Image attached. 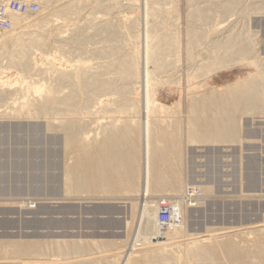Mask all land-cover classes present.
Wrapping results in <instances>:
<instances>
[{
  "label": "bare ground",
  "instance_id": "6f19581e",
  "mask_svg": "<svg viewBox=\"0 0 264 264\" xmlns=\"http://www.w3.org/2000/svg\"><path fill=\"white\" fill-rule=\"evenodd\" d=\"M6 1L7 0H0V2ZM151 1L157 3L156 1L159 0H144L145 6H148ZM73 2L74 0H41L44 7H50L53 10V18L57 17V19L60 16L61 18H66L68 15L72 14V12L74 13L75 10L73 7L76 9L79 2H75L76 6H73ZM84 2L86 3V1ZM84 2H82L83 4L81 2L79 3V5H82L80 7L84 6ZM105 2L106 3H103L102 0L94 1V9L96 10L97 8L98 11L99 9H103L105 10L104 12H106V10L118 11L122 7L119 0H105ZM189 2L190 4L185 16L186 25L184 27V32H182L181 27L174 26L176 29H174L175 31L173 33V30H171L172 34H169L170 31L169 33H166L164 31L168 27L163 29V31L162 28L164 26H160L161 24L157 26L155 23L156 21L154 22L152 19L151 25H149L148 21L145 19L149 14L148 12L145 13L144 48L142 47V51L140 50V46L137 45V37H134L133 35L134 41H128L121 35L122 32L119 31L120 28L114 25L111 21L100 20V17L96 18L93 15V17H91L92 19H89L88 21L89 27L87 24L85 25L87 26V29L90 28L91 30V32L89 31L90 35H87V37L83 36L85 33L83 32L84 30L74 27V31H72V29V32L70 31L71 35L65 33L64 35L66 36H64L63 31L65 30L61 31L60 29H57L58 27L56 28L58 31L55 28L52 29V27H50L51 23L48 26L50 21L48 20L49 16L47 19L40 10L33 14L17 15L10 13L8 15L10 28L9 30L2 32L3 34L0 36V69H3V66L5 68L15 69V72L18 75L17 78L21 83L15 81V83L12 84L8 79L3 80L7 72H0V101L6 97L11 98V96L18 95L19 97L16 96L17 99H15L20 101L17 102L15 99L13 100L16 101L13 102V104L17 103L18 105L15 106L14 104V107L10 105L14 109L18 107L17 110H14L15 113L12 114H15V116H18L20 119H42L46 122V131H55L56 129H59L58 131L62 132L61 141L64 152H68L69 154L77 152L78 155L83 157L82 159H78L77 155L76 158L78 160L75 164L64 167V195H109L110 197L113 194H135L137 196H144L149 194L150 188H152L153 185L157 190H160H158L159 192L166 191L177 193L179 189H181L179 185L180 172H178L177 166H174V162L181 157V147L180 144H178L180 142L178 137L181 132L180 130H170L168 127L163 126V123H160V125L155 124L156 122L153 123L152 121H156L157 119L154 120L152 118L153 113L150 111L151 105H154V108L158 106L156 108H159V112L164 115H167V112L173 110L174 106H176L175 109L179 110V114L181 113L182 119H180V122L182 124L185 123L186 126L185 135L191 144H217L218 142H223V145L225 142L226 144L227 142L232 143L233 140L237 139L236 135L238 134V129L235 123L237 120H234V117H232L233 114L235 115L234 112H236V115H239L237 114L238 111L242 112L248 110L250 112H258L263 110L262 113L260 112L263 115L264 57H261L262 53L259 54L260 52L256 49L258 45V34L251 29L252 22H250V17L251 15L254 17L253 15L264 14V0H257L256 3L252 2L249 4H247V0H189ZM159 3L161 4V2ZM159 3H157L158 7L160 5ZM79 12L80 11L78 10L76 14H79ZM159 14L161 15L162 13ZM95 15L97 16V12ZM160 15L158 17H160ZM105 16L106 15H104V17ZM175 16L176 15L173 17ZM104 17L101 16V18ZM160 20H163V18ZM54 21L56 24L59 22H57L56 19H54ZM54 21L52 25H54ZM61 21L62 23H66L63 19ZM73 21H75V19L72 18V22ZM135 22L136 21L128 22L129 24L124 26H126V29L131 32L133 28L137 27ZM162 23H165L164 20ZM61 28L64 27L61 26ZM53 30H56V33H54ZM126 33L127 32L125 31V34ZM128 35L126 34L127 38L129 37ZM98 36L101 38L97 40H102L101 43L98 41L101 46L102 43H104V40L110 45L106 48H102V50L100 48L93 50V53L97 54L98 59L101 58V61L98 60L93 66L89 65L90 68L77 65L79 62L76 60L77 64L73 61L75 67L67 70L66 68L64 70L60 68L54 69L51 68L52 65L49 69H44L39 67L40 65H37L34 58L38 52L44 56L52 43L58 44L59 47L65 46L72 49L73 46H82V44H84V38L95 40V37ZM50 39H52V42H50ZM87 43L88 42L86 41L85 44ZM96 46L99 47V45ZM55 48L58 49V46L56 45ZM120 48H123L122 50L127 48V50L123 53V51L119 50ZM88 50L92 51V48ZM117 50L120 51L119 54L122 53V55L109 59L108 57L110 55L113 56ZM77 55L75 54V56ZM52 59L53 58H51V60ZM96 59L97 58H95V61H97ZM39 60L41 61L40 58ZM91 60L94 59L91 58ZM2 61H5L6 64L3 65ZM69 61L70 60H68V62ZM56 62L59 61L57 60ZM71 63H68V65ZM239 63L242 65L243 63L246 65L248 64L251 65V67L253 66L256 68V74L252 80L249 78L250 80L246 79L244 84L242 83L244 81H242L239 82L242 84L235 83L236 85L208 88L209 81L213 75L220 71H225L226 69L230 70L235 64H238L239 66ZM80 65H82V63ZM26 80L28 81L26 82ZM17 84H20L19 86L22 87H19L18 89ZM13 85H16V88ZM172 88L179 94V100L176 104L170 108L169 106H164L158 103L155 99L158 90H171ZM222 89H224L226 93L229 92V96L223 97L221 95L222 93H220ZM235 89H238V92L232 93ZM183 93H185L187 98L185 115L180 112V110L182 111ZM127 108L134 109L133 111L137 108L138 112L136 120H138V128H133L130 125H127V122L126 125H124V120L121 121L120 119V121H114L113 118L112 120L116 122V128L120 126L118 125L119 123L121 124V128L116 129L114 123H112L113 121L111 122L108 120L114 127L105 123L107 127L106 129H103L105 127L100 128L101 126L99 125V130H102L95 132V134L92 135L91 133H94V131L98 129L95 128L94 131H87L88 128L85 127L87 126L85 125L87 122L84 123L82 120L85 117L90 118V115L92 117L94 116V118L102 115V118L100 119H104V115H107V117H111V115L112 117L119 116L118 113L121 114V109L128 112ZM154 108H152V112H156V109L153 111ZM129 112L132 111L129 110ZM114 113L118 115H115ZM128 113L125 114L127 115ZM133 113L134 112H132V114ZM246 113L247 117L248 112ZM161 114L160 117L162 120H159L165 122L166 118ZM3 115L7 118V114ZM123 115L121 114L122 117ZM134 115H136V111ZM15 116L12 115L11 117L14 118ZM59 118L60 123H56L59 124L58 128L54 122H59ZM131 120L128 119L129 122H131ZM87 124H90V122ZM92 125L94 126L93 123ZM96 125L98 124L96 123ZM83 126L86 131H84ZM3 138L1 139L4 141L5 139ZM48 140L51 143H57L60 138L52 137ZM155 141L161 145H154ZM5 142H0L2 143L0 145L8 144ZM42 152L43 153L38 158H43L44 162L40 163L41 160H39V163L45 164L47 168L51 164L46 158H49L51 154H54V151L46 148ZM2 153L0 154L4 155V152ZM4 156H6V154ZM20 158L22 157L20 156ZM23 158L26 159L24 160ZM23 158L22 160L24 162L19 159L21 163H18L19 166H23V168L28 167L30 170V167L32 166L30 163L32 161L34 162V160H29L30 157L28 160L27 157ZM206 162L207 163H204L207 165L208 161ZM9 163L12 164V162ZM8 166L10 167V165ZM3 167H5V165ZM15 168L17 169V167ZM33 168L31 167V169ZM212 171H214V169ZM197 176H195L197 179L193 177L187 181V186L198 187V189L204 193L210 192L213 187L208 185L207 181H204V177L202 180L199 175ZM188 190L192 191V196L196 199L189 201L186 200L187 191L184 193L183 190L178 198L179 201L181 200L180 203L188 205L199 203V200L202 199L200 192L194 189ZM195 191L198 192V195H196L197 193H195ZM183 195L184 201H182ZM92 197L94 198V196ZM102 202L104 201H101L100 205H102ZM112 203L116 205L115 202ZM180 203L176 202L169 204V206H172V214L176 217L177 223L171 230L162 234L164 238L159 240H146L144 244H140L139 246L137 245L141 238L140 229L142 228L145 231V228L141 227V219H146H143V217L147 211H152L153 214L154 211L157 213L159 210V203L158 208H154V206L149 205L147 202H144L143 204L141 203L139 204V209L135 215L134 211L129 209L126 214H128L130 222H127L126 227L127 230L133 227L136 233L135 238L133 237V241L131 240L129 251L124 255L121 264H264V224L261 226L246 228L244 230L219 233L218 235L210 234L207 238L199 239V237H194L196 236L195 234L184 235L187 231L183 225V204L181 205ZM125 211L126 210H124V213ZM119 213L120 211L117 214ZM150 216H152V214ZM125 220L127 221V219ZM154 221L157 222L156 220ZM110 223L111 225H117L118 222L114 223L107 220L103 225H109ZM142 223L145 225V221ZM144 231H142V234ZM99 233L101 234V231ZM184 236H189L191 239L189 241L187 240L188 242H186L185 247H183L181 256L182 261H179V258L176 259L174 256L170 255L168 248L171 246L179 247L180 243L176 242V240ZM234 238H238L239 240L236 241ZM166 241L173 242L167 244ZM99 243H101V241ZM113 244L114 243H112V246ZM92 245H94V242L91 246ZM91 246L86 244V242L80 243L74 241L71 243L64 241L62 243H8L0 245V259H6L7 257V259H14V261L20 260V263L15 264H39L41 262L43 264L44 261L47 260L45 256L50 253L58 255L57 257H63L61 259L62 263L59 264H118L117 255L104 256V254H102L103 256L101 255V257L99 255V257L97 256L96 258H85L89 255V252H91ZM97 247L98 246H96V248ZM101 250H103V247ZM135 251H137L138 254L132 256V252ZM106 254L108 253H105V255Z\"/></svg>",
  "mask_w": 264,
  "mask_h": 264
},
{
  "label": "rangeland",
  "instance_id": "374dc122",
  "mask_svg": "<svg viewBox=\"0 0 264 264\" xmlns=\"http://www.w3.org/2000/svg\"><path fill=\"white\" fill-rule=\"evenodd\" d=\"M30 1H34L36 3L39 2L38 3L39 10L44 14V16H46V18L49 16V19L47 18L48 20H50L48 26L51 23L50 27H52V29H54V28L56 29L57 27H58L57 29H60L61 31H63V30L66 31V29H67L66 32L63 31L64 32L63 35L65 33L66 34L69 33V35H71V33H70L71 29H72V31H74V28H80V29L84 30L83 32L86 33V34L84 33L83 36L87 37V35L89 36L90 32H91L90 28L87 29V26L89 27V24H88L89 19L91 20L92 19L91 17H93V16L96 18L100 17L99 18L100 20H109L114 25H116L118 28H120L119 31L122 32V33L121 32L120 33L122 36H124V38L126 40L134 41L133 35H134V37H137L138 38V39H136L137 45L140 46L141 51L144 48V40L143 39H144V33H145V28H144L145 19H146V21H148L149 25H151L152 21H154V22L156 21L155 23L157 26H159L161 24L160 26H162V27L164 26L162 28V30L166 29L168 27L165 31L163 30L166 33H169V31H170L169 34H172L175 31L174 29H176L174 26L181 27L182 32H184V27L186 25V18H185L186 11L188 10V6L190 4L189 0H177V2L179 4L176 2V0H167V1L166 0H161V1L159 0L156 2L157 3L161 2L162 5L159 3L161 6L159 5V7H158L157 3L152 2V1H151V3H149L148 6H145L144 0H137V1L136 0H119L120 5L122 7L118 11H116V10L107 11L106 10V12H104L105 10H103V9H102L103 11L100 9L98 11L97 8H96V10L94 9L95 7L93 5V2L96 0H74L73 6H76V3H78V2L82 3L84 1H86V3L84 2L83 7H80L82 5L81 4L79 5V3H78L76 9H75V7L72 6L73 9L75 10L74 13L72 12V14H70L71 16L68 15L67 17H69V18H67L66 16H64L66 18H63V17L61 18V16H60L58 18L59 19L58 20L57 17L53 18V16H54V15H52V14H54V13H52L53 10L50 7H46V6L44 7L41 3V0H30ZM102 1H103V3H106L105 0H102ZM252 2L256 3L257 0H247V4L252 3ZM152 3H154V4H152ZM155 5H157V6H155ZM81 8H83V9H81ZM91 8H92V12H91ZM157 8H159V9H157ZM146 9H147V11H146ZM78 10L80 12H79V14L77 13L78 14L77 15L76 12ZM162 11H164V12H162ZM96 12H97V16L95 15ZM147 12H148L150 17L148 16L145 18L144 16H145V13H147ZM159 13H162L163 15L162 14L160 15ZM177 14H178V16H177ZM104 15H106V16L104 17ZM159 15H160V17H158ZM174 15H176V16L173 17ZM74 16H77V17H74ZM101 16L104 18H101ZM253 16L254 17H252V15H251V17H250V22H252V24L251 23L250 24L252 25L251 29L254 32H257V34H258V37H257V42H258L257 44L258 45H257L256 49L258 52H260L259 54L262 53L261 57H264V50H263V48H264V46H263L264 45V26H263L264 25V14L253 15ZM129 17H131V18H129ZM72 18L75 19V21L72 22ZM162 18H163L165 23H162L163 20H160ZM54 19H56L57 22L58 21L59 22L56 24ZM60 19L65 20L66 23H62V21ZM99 19H97V20H99ZM151 19H152V21H151ZM175 19L177 20V22ZM52 20L54 21L55 26L52 25L53 24ZM127 20H128V22L136 21L135 23L137 24L136 25L137 27L133 28L131 30V32H129L126 29L127 24H129L127 22ZM124 22H125V24H124ZM69 23H71L72 25ZM180 23H182V24H180ZM86 24H87V26H85ZM124 25H126V26H124ZM61 26L64 28H61ZM65 27H67V28H65ZM69 27H70V29H69ZM124 29H126V30H124ZM56 30H53V32L56 33ZM171 30H173L172 33H171ZM125 31L127 32L126 33L127 35L129 34L128 38L125 34ZM2 34L3 33L0 32V36H2ZM64 36H66V35H64ZM67 38H68V36H67ZM95 38H94L95 40H93L91 38H84V44H82V46H80V47H76V46L74 47L73 46L72 49H69L68 47H65V46L59 47L58 44L52 43V44H50L49 48L47 49V51H46L47 53L44 54L45 57L42 56L43 54L41 55L40 52H38L37 55L34 56V58L37 62V65H40L39 67L44 68V69H49V67L52 65L51 68H54V69L60 68L63 70L66 68V70H67V69L75 67L74 64L75 63L77 64V61L79 62L77 65L86 66V67L90 68V66H93L94 63L98 62V60L101 61V58L98 59L97 54L95 53L96 54L95 55L93 53V50H96L99 48L102 50V48H104V47L106 48L110 45L109 43H107L103 39L104 43H102V46H101V44H99V42L101 43L102 40L101 41L97 40V39H100L101 37L98 36ZM139 38H140V41H139ZM131 39H133V40H131ZM86 41L88 42L87 44H85ZM50 42H52V39H50ZM105 42H106V44H105ZM56 45L58 46V49L55 48ZM83 45H85V46H83ZM90 45H92V46H90ZM96 45H99V47ZM63 47H65V48H63ZM89 47L92 48V51L88 50V49H91ZM122 49L123 48H120L119 50L123 51V53L127 50V48H125V50H122ZM76 51H77V53H76ZM117 51L115 54H113V56L108 55L109 57L108 56L107 57L109 59H113L117 56H121L122 53L119 54L120 51H118V52ZM59 54H61V55H59ZM67 54L72 55V56H69ZM75 54L76 55L78 54V55L75 56ZM57 55H58V57H57ZM60 57H62V58H60ZM71 57L73 58V60ZM39 58L41 59V61L39 60ZM51 58H53L55 60H53V59L51 60ZM81 58H82V60H81ZM91 58L94 60H91ZM95 58H97L96 59L97 61H95ZM79 59L81 60V62ZM57 60L59 62H56ZM68 60H70L72 63L70 61L68 62ZM2 62H3V65L6 64L5 61H2ZM45 63H46V65H45ZM68 63H71V64H69L70 67H69ZM81 63H82V65H80ZM72 65H74V66H72ZM235 66L233 68H230V70L226 69L225 71L223 70V71H220L217 74L213 75L211 80L209 81V87L208 88L217 87V86L224 87V86H229V85H236L235 83H239L242 81H244V82H242L244 84L246 82V79L251 78V80H252L255 77L256 68H254L253 66L251 67V65H248V64L246 65L244 63H243V65L240 64L239 66H238V64H235ZM2 71L7 72L5 74V77L3 78V80L8 79L10 82H12V84H14L15 81L21 83L20 80H18V78H17L18 75L15 72V69L5 68L3 66V69H0V72H2ZM252 75H253V77H252ZM27 81L28 80H26V82ZM40 83H43V82H40ZM40 83H39V85H40ZM211 83H212V85H211ZM242 83H239V84H242ZM19 85L20 84H17L18 89H19V87H22ZM21 85H23V84H21ZM13 86H15V88H16V85H13ZM24 88H25V84H24ZM237 90L238 89L233 90L232 93L238 92ZM220 93H222L221 95L223 97H227L230 94L229 92L226 93V91L224 89H222L220 91ZM178 95L179 94L177 93V91H174L173 88L171 90H169V89H165V90L162 89L161 90L160 89V90H158L157 95L155 96V99L157 100L158 103H160L164 106H169L171 108L179 100ZM16 96H18V95L11 96V98L6 97L5 99H2L0 101V135H1L0 136V142H5L6 140L9 141V142H7V141L5 142V143H8L6 145L4 144L5 146L0 145V153L4 152V155L6 154V156L2 155L3 153L0 154V158H1L0 166L3 164L0 167V218L12 220L13 222H15V226L0 229V245L1 244H8V243H28V242H47V243L48 242H58V243H62L63 241L67 242V243H69V242L71 243L74 241V242H80V243L86 242V244H89L91 246V244H93V242H94V245H92L93 247L91 246V248H90L91 252L93 254L91 252H89V255L86 256L85 258H92V257L96 258L97 256L99 257V255L101 257L102 254H104V256H115V255H117L118 264H121L122 260L124 258V255H126L129 251L131 240L133 241V239L135 238V233H136V231L133 229V227L131 229H128V230L126 227L127 222L128 221L130 222V220L128 219V214H126V213H128L129 209L130 210L132 209L134 211V215H135L139 209V204H141V203L143 204L144 202H147L149 205L154 206V208L155 207L158 208L159 201L161 202V201H170L171 200L172 203H176V202L180 203L181 200L179 201L178 198H179V195H181V193L183 192V190L185 193V191H187L188 189H194V190L198 189V187L195 188V186H187V181H189L193 177L196 178L195 176H197V175H199L201 177V179L204 177L205 178L204 181H207V184L211 185V187H213V188L212 189L210 188L211 189L210 192H205V193L201 192L198 189L197 191L200 192L202 199L199 200V203H197L195 205H188L185 203L184 204L180 203L181 205L183 204L182 205V210L184 212V219H183L184 224L183 225L185 226V229L187 231V233L184 235L195 234L196 236H194V237H199V239H203V238H207L210 234L211 235H213V234L218 235L219 233L221 234L224 232H234V231H238V230H244L246 228H252L254 226H261L264 224V132H263L264 131V119H263L264 118V112H263V115L261 114L263 110L258 111V112H252V111L250 112L248 110L247 111L245 110L242 112L238 111L237 114H239V115H236V112H234L235 115L233 114L232 117H234V120H237V122H235V123H236L237 129H238L237 130L238 134L236 135L237 139L232 141V143H234V144H232L231 142H227V144L225 142V144H223V145H222L223 142L222 143L218 142L217 144H219V145H217L215 143H213V144L212 143H201V144L200 143H198V144L193 143V144H191L185 135L186 126H185V123L182 124L180 122L181 121L180 119H182L181 113L179 114L178 113L179 110L175 109L176 106H174L173 110H169L167 112V115L166 114L164 115L163 113L161 114L159 112V108H156L158 106H156L154 108V105H151L150 111H151V113H153L152 118L154 120L157 119L156 121H152L153 123L156 122L155 124H157V125H160V123H163L162 125L168 127L170 130H172V129L175 131L180 130V132H181L179 137H178L180 140V142L178 140V142H179L178 144H180V147H181V151H180L181 157L176 162H174V166H177V170H178V172H180L179 173V180H180L179 185H180L181 189H179V191L177 193L166 192V191L165 192H159L160 190L158 189L159 190L158 191L157 188H155V186L153 185L152 188H150L149 194L144 195V196H142V195L137 196L135 194H127V195L126 194H113L110 196L111 198L109 197V195H105L106 197L104 195H100V196L99 195H97V196H95V195L66 196V195H64V190H63V183H64L63 182V170H64V167H66L67 165L75 164L78 159H82L83 157L81 155H78L77 152H74L71 154H69L68 152H64L62 141H61L62 132L61 131L59 132L58 131L59 129H56L55 131H46L45 130L46 129V127H45L46 122L44 120L39 119L40 120L39 121L38 119H33V120L27 119L28 120L27 121L24 118L20 119L18 116L16 117L15 114H12V113H15L14 110L18 109V107L15 109L11 107V106L14 107V104H15V106L18 105L17 103L13 104V102H16V101L19 102L20 101V100L19 101L16 100L17 99ZM182 96H183L182 97V106H181L182 111L180 110V112H182L185 115V113H186L185 107L187 106L186 105L187 104V98H186L185 93H183ZM14 99L16 101H13ZM7 103H8V105H7ZM10 108H12V109H10ZM152 108H154L153 111H155V109H156V112H152ZM122 109H125V108H122ZM122 109H121L122 115L125 113H128L129 110L134 112V113L132 114V112H129L131 114H129V113L127 115L125 114V115H123V117L121 116L120 113H118L119 116H113V117H112V115H111V117H109V116L107 117V115H104L103 116L104 119H100V118H102V115L97 116L96 118H94V116L92 117L90 115V118L85 117L82 120L84 123L90 122V124H87V123L85 124V125H87L85 127L89 129V130L87 129V131H90V130L94 131L95 128L98 129V130H95L94 133L91 131L92 133L91 132L90 133L92 135H94L95 132H99L102 130V129L99 130V125L101 126L100 128L105 127L103 129H106L107 126L105 123H107V125L110 124L109 121L112 122L113 118H114V121H118V120L120 121V119H121V121L124 120V125H126V122H127L128 123L127 125H130L133 128H138V123H137L138 120H136L137 119L136 118L137 112H138L137 108L135 109L136 115H134L135 114V111H133L134 109L127 108L128 112L123 111ZM122 112H124V113H122ZM246 112H248L247 117H246V115H247ZM3 114H5V115L7 114L8 119ZM8 114L11 116L14 115L16 118L15 117L12 118ZM114 114L118 115L116 113H114ZM160 114L162 116H165V118H166L165 122L160 121V120H162V118L160 117ZM129 115L130 116L132 115V116L130 117ZM127 116H129V117H127ZM3 117H5L6 119ZM128 119L129 120L132 119L131 122H129ZM114 121L112 123H114V126L116 128V125H115L116 122H114ZM152 122H151V124H152ZM56 123H60V118H59V122L58 121L54 122V124L59 128V124H56ZM92 123L94 124V126L92 125ZM96 123L98 125H96ZM155 124H153V125H155ZM110 125H112V124H110ZM118 125L121 126L120 123ZM157 125H155V126H157ZM114 126L112 125V127H114ZM120 126H118L116 129L121 128ZM83 128H84V126H83ZM152 129L154 130L153 127H152ZM84 131H86L85 128H84ZM50 132H51V134H50ZM52 132H54V133H52ZM2 135H4V136H2ZM5 135H6V138H8V137L9 138L6 139ZM52 137L60 138V140H58L57 143L52 142L53 143L52 144L48 140V139H51ZM1 138L5 139V140L3 141ZM0 144H2V143H0ZM158 144L161 145L160 143H158L156 141L154 142V145H158ZM191 145H193V146H191ZM46 148L54 151V154L50 155L51 157L49 156V158H46V159H48V161L51 164L47 168H46L45 164H40L41 162H44V159L42 158L43 159L42 160L41 158H38L43 153L42 151H44ZM77 155H78V157H77ZM9 156H10V158H9ZM20 156L22 158L27 157V160L29 159V157H30L29 160H31V159L34 160V162L32 161L33 163L31 161H28V162H31L30 165H32L31 167L32 168L34 167V168L31 169V167L29 165V167H30V170H29L28 167L24 166L25 168H23V166H19V164H18V163H20L19 159L22 160V158H20ZM11 158L14 160H12ZM23 159L25 160L26 158H23ZM2 160H3V162H2ZM39 160H41L40 163H39ZM209 160H211V161H209ZM206 161H208V164H207L208 166L205 164V163H207ZM9 162H12V164ZM6 163H9V164H6ZM179 164H180V166H179ZM4 165L6 168L3 167ZM8 165H10V167ZM14 165H16V166H14ZM11 166H12V168H11ZM38 166H40V167H38ZM256 166H257V168H256ZM15 167H17V169ZM19 167H20V170H19ZM206 169L208 170V173H207ZM213 169H214V171H212ZM192 174H194V175H192ZM197 178H198V176H197ZM43 180H45V181H43ZM117 195H119V196H117ZM92 196H94V198L95 197L96 198L94 199ZM183 197H184V195L182 196V201H184ZM101 201H104L105 203L102 202V205H100ZM112 202H115L116 205L113 204ZM121 203H123V204H121ZM110 204H111V206H110ZM125 204H127V205H125ZM106 206L107 207L117 206L115 208L118 211H120V213L115 214V215H109V216L105 215V218H104V214H102V213H100L99 215H96V216H89L88 214H86V209H88V207H99V208L103 207V208H105ZM124 210H126L125 213H124ZM93 211H95V210H93ZM150 213L152 214V216H150L151 215ZM157 213H155V211H154V214H153L152 211L151 212L147 211L143 217V219L144 218H146V219H144V220L141 219L140 224L142 225L141 227L145 228V231L142 228L140 229L141 230L140 231L141 238H140V242L139 243L137 242L138 243V245L136 244L137 246H139L140 244H144V242L146 240H150V239L159 240L161 238H164L162 236V234L159 233V230H158V227L156 224L157 222L154 221L157 219ZM124 214H125V216H124ZM153 215L155 218L153 217ZM100 216L103 218H101ZM125 219H127V221ZM107 220H110L114 223H116V222H118V223H117V225H114V224L111 225V223H110L109 225L104 226L103 223H105ZM144 221H145V225L142 223ZM147 222H148V224H147ZM150 222H152V223H150ZM131 224L133 225L132 222H131ZM153 227H155V228H153ZM100 231H101V234L99 233ZM117 231H119V232H117ZM142 231H144L143 234H142ZM150 231H151V233H150ZM185 237L186 236L176 240V242L180 243L179 247L181 246L180 247L181 250L178 246H171L170 248H168L170 255L174 256L176 259L179 258V261H182L181 256H182L183 247H185L186 242H188L191 239V237L189 238V236H187L186 238ZM99 240L101 241V243H99L100 242ZM234 240L238 241L239 239L234 238ZM171 242H173V241H166L167 244L171 243ZM102 243H104V244H102ZM112 243H114L113 246H112ZM121 243H122V245H121ZM100 244H102V245H100ZM96 246H98V247L96 248ZM102 247H103V250H101ZM138 248H142V247H138ZM97 251L99 253L100 252H102V253L99 254ZM104 251H106V252H104ZM175 252H177V253H175ZM105 253H108V254L105 255ZM137 254H138L137 251L132 252V256L137 255ZM179 255H180V257H179ZM57 256L58 255H53L50 253L47 254V256H45L47 258V260L44 261V263H47V264L62 263L61 259L63 257L61 258V257H57ZM21 262H23V261H21ZM15 263H20V260L14 261V259H9V258L7 259V257H6V259L5 258L0 259V264H15ZM39 264H42V262Z\"/></svg>",
  "mask_w": 264,
  "mask_h": 264
},
{
  "label": "built area",
  "instance_id": "2783aa9c",
  "mask_svg": "<svg viewBox=\"0 0 264 264\" xmlns=\"http://www.w3.org/2000/svg\"><path fill=\"white\" fill-rule=\"evenodd\" d=\"M39 11L38 3L34 1L24 0H7L6 2H0V32L9 30L10 23L8 15L10 13L17 15L33 14ZM198 195V192L195 191ZM191 190H187L186 200H195ZM172 201H159V210L157 213V227L160 234L171 230L177 223L176 217L173 216L172 206H169Z\"/></svg>",
  "mask_w": 264,
  "mask_h": 264
},
{
  "label": "water",
  "instance_id": "95a60500",
  "mask_svg": "<svg viewBox=\"0 0 264 264\" xmlns=\"http://www.w3.org/2000/svg\"><path fill=\"white\" fill-rule=\"evenodd\" d=\"M118 212L119 211L114 207H105V208L88 207V209H86V214H88L89 216H96L99 215L100 213L109 216V215H115ZM12 226H15V222H13L12 220L0 218V229L12 227Z\"/></svg>",
  "mask_w": 264,
  "mask_h": 264
}]
</instances>
